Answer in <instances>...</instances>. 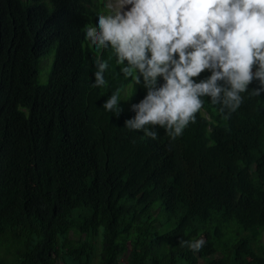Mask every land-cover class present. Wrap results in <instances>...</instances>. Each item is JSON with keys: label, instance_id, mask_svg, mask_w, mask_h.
Here are the masks:
<instances>
[{"label": "trees", "instance_id": "obj_1", "mask_svg": "<svg viewBox=\"0 0 264 264\" xmlns=\"http://www.w3.org/2000/svg\"><path fill=\"white\" fill-rule=\"evenodd\" d=\"M102 10L0 0V264H264V92L227 118L204 97L174 139L124 127L144 89L84 38ZM117 88L131 96L116 115L102 104ZM201 237L198 251L178 243Z\"/></svg>", "mask_w": 264, "mask_h": 264}, {"label": "clouds", "instance_id": "obj_2", "mask_svg": "<svg viewBox=\"0 0 264 264\" xmlns=\"http://www.w3.org/2000/svg\"><path fill=\"white\" fill-rule=\"evenodd\" d=\"M103 10L83 28L89 45L110 50L129 86L142 85L143 98L131 104L134 116L124 127L155 139L165 129L181 136L204 97L219 102L225 118L242 103L241 93L264 92V0H101ZM127 6V7H126ZM91 86H104L108 61L97 57ZM207 71L208 75L193 79ZM159 78V82H158ZM255 80L259 87L247 86ZM117 88L105 99V111H121L127 100ZM203 114V113H202ZM198 251L205 240H179Z\"/></svg>", "mask_w": 264, "mask_h": 264}, {"label": "rangeland", "instance_id": "obj_3", "mask_svg": "<svg viewBox=\"0 0 264 264\" xmlns=\"http://www.w3.org/2000/svg\"><path fill=\"white\" fill-rule=\"evenodd\" d=\"M52 62H53V53L47 55L46 57L40 58L37 68L38 83L45 84L47 82L48 74L51 69ZM262 242L264 243V233L262 235Z\"/></svg>", "mask_w": 264, "mask_h": 264}, {"label": "bare ground", "instance_id": "obj_4", "mask_svg": "<svg viewBox=\"0 0 264 264\" xmlns=\"http://www.w3.org/2000/svg\"><path fill=\"white\" fill-rule=\"evenodd\" d=\"M159 202V201H158ZM236 225V224H235ZM204 228V227H203ZM204 231V230H203ZM199 234V233H198ZM209 235V234H208ZM235 246V245H234ZM231 264V263H230Z\"/></svg>", "mask_w": 264, "mask_h": 264}]
</instances>
